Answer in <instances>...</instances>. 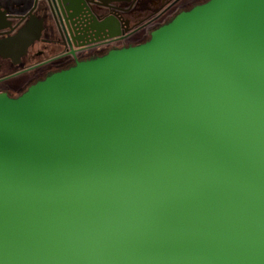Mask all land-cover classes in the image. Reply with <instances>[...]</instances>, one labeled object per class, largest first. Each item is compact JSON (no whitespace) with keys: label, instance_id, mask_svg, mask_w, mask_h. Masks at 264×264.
Returning <instances> with one entry per match:
<instances>
[{"label":"water","instance_id":"95a60500","mask_svg":"<svg viewBox=\"0 0 264 264\" xmlns=\"http://www.w3.org/2000/svg\"><path fill=\"white\" fill-rule=\"evenodd\" d=\"M0 264H264V0L0 96Z\"/></svg>","mask_w":264,"mask_h":264},{"label":"flooded vegetation","instance_id":"af4514ba","mask_svg":"<svg viewBox=\"0 0 264 264\" xmlns=\"http://www.w3.org/2000/svg\"><path fill=\"white\" fill-rule=\"evenodd\" d=\"M71 1L70 11L64 0L0 2V29L9 27L0 30V96L19 99L77 63L143 45L155 30L210 0ZM27 26L43 29L22 40L20 31ZM5 44L13 45L12 52Z\"/></svg>","mask_w":264,"mask_h":264},{"label":"crops","instance_id":"0c3cea01","mask_svg":"<svg viewBox=\"0 0 264 264\" xmlns=\"http://www.w3.org/2000/svg\"><path fill=\"white\" fill-rule=\"evenodd\" d=\"M19 1H21V0H0V2H3V3H5V4H7V3H11V2H14V3H18Z\"/></svg>","mask_w":264,"mask_h":264}]
</instances>
